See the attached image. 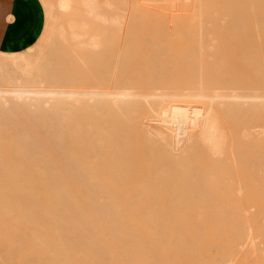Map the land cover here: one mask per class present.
<instances>
[{
    "label": "bare ground",
    "instance_id": "bare-ground-1",
    "mask_svg": "<svg viewBox=\"0 0 264 264\" xmlns=\"http://www.w3.org/2000/svg\"><path fill=\"white\" fill-rule=\"evenodd\" d=\"M120 2L59 0L64 22L31 74L25 54L0 52V259L85 264L102 240L116 264H150L155 247L183 264H264V0H165L178 12L166 20L179 24L173 36L141 29L125 39ZM145 41L150 51L138 53ZM120 198H144L142 209L147 198L161 200L170 235L151 233L172 238L186 257L146 236L152 212L139 238L148 237L147 250L148 239L162 241L149 253L143 247L152 261L142 249H123L130 237L117 234V212H136V204ZM100 206L117 213V230ZM88 207H100L97 217ZM86 224L106 240L90 229L99 243L83 242ZM108 244L118 255L129 250L128 260ZM104 252L90 261L100 264Z\"/></svg>",
    "mask_w": 264,
    "mask_h": 264
},
{
    "label": "rangeland",
    "instance_id": "rangeland-1",
    "mask_svg": "<svg viewBox=\"0 0 264 264\" xmlns=\"http://www.w3.org/2000/svg\"><path fill=\"white\" fill-rule=\"evenodd\" d=\"M41 1H42V2L44 1V2H43V5H44V7H45V10H46V17H47L46 25H45V29H44V32H43L44 34H42V35H43V36H41L42 38L40 37L41 39H39V41H38L35 45H33V46H34L33 49H31V50L28 49V50L22 52V53H24V54L29 58V60L32 62V64L28 67V70H27V73H28V74H31V73L33 72L35 63L40 59V57L44 54V52L47 51V50L49 49L52 40L55 39L54 37H56V36L58 35L59 29H60V27H61V24L64 22L63 19H64V16H65V12H64V11L60 8V6L58 5V1H59V0H41ZM126 1H128V2H125V1H124V3H126V5H127V6L125 7L124 3H122V2H120V1L118 0V2H120V4L118 3L119 6H120V8L122 7L121 5H124V6L121 8V10H122L124 13L126 12V13H125L126 16L122 17V18H124V20H123V22H124V23H123V26H121V28H122V30H123V32H122V34H121V37H122L123 39L128 38V37H135V36H136V37H137V36L141 37L142 34L138 35L139 33H137V32H139L141 29L148 31V33L143 34L144 37H153L154 35L157 36V35H156V31H157V34H158V35L161 34V36H165V35H166V36H168V35L173 36V34H172L173 32H172V31H174V28H175L176 26H179V24L176 25V24H174L175 22L173 23V22H171V21H175V17H174V15H175L176 13H178V12H176V11L173 10V9H171L170 7L165 6V4H167V3H165V0H164V3H162L163 0H159V1H157V0H126ZM160 1H162V2H160ZM167 5H168V4H167ZM127 7H128V8H127ZM123 8H124V9H123ZM124 10H126V11H124ZM163 12H165V13L167 12V14L165 15V14H163ZM127 14H128V15H127ZM141 15H142V16H141ZM143 15H146V16H143ZM166 20H168V21L171 20V21H170V23H168ZM132 22H133V23H132ZM165 22H167L168 24L165 25ZM146 23H148V24H146ZM125 29H126V30H125ZM149 31H150V32H149ZM158 31H161V32H158ZM127 32H128V33H127ZM129 32H130V33H129ZM134 32H135V33H134ZM136 33H137V34H136ZM52 36H53V37H52ZM161 36H159V37H161ZM144 44H145V46H147L148 48H147L146 50H144V49H139V50H137L138 53H145V52H149V51H150V49H149L150 43H149L148 41H145ZM46 49H47V50H46ZM20 55H21V53H19L17 56H20ZM120 199H121L120 202L123 200V202H121V203H130V204H131V201H132V203L136 204V206L138 205V203H139L140 200H141V201L145 200V202H146V199H144V198H143V199H138V200H137V199H130V200H128V199H125V198H120ZM148 199H149V198H147V203H148V204L145 205V207H147V208L144 207V208L142 209V207L144 206L145 203H141V202H140V203H141V205H143V206H142V207L137 206V207L140 208V210H139V208H137V207L134 206V205L131 206V209L134 208V211L137 212V211L139 210L137 213H136V212H133V210H132V211H130L129 214H128V213H127V212H128V211H127L128 209H126V207L130 208V206H124V207H122V208H123L122 211H119L120 213L117 212L118 214H117L116 212H112V213L109 212L111 209H110L109 211L106 210V213H105V211L102 212V208H103V207H101V206H100L101 208L98 207V208H100L99 210H101V211H99L97 207L95 208V212H94V208L91 210V209H89V207H88V209H89L90 212H89L88 210H86V211H87V213H89V214H90L91 212H94V215L99 211L100 214L103 216V217H102V216L99 214V212H98L99 217H101V219H105V220H104L105 222H106V219H108L107 221H109V218H111V219H110V224L113 225V226H115V230H117V228H116L117 224L114 225V224H115L116 217H117L116 215H114V213H116V214L118 215V217H117L118 220L116 221V223L120 222V223H119L120 226L118 225L117 227H118V229L123 228V229H121V231H120L119 233H118V231H119V230H118V231H117V234H120V233L122 232V230H123L122 233L125 234V237H126V236H127V237H130V238H129L130 240H128L130 243H129V245H127V243H126L127 240L125 241V239L123 238V234H122V235L120 234V235L122 236L121 238H123V241H125L126 245H125V243H124L123 241H122L123 243L121 242V240L119 239V237H120L119 235H118L117 239L114 241V242L117 241L115 244H118V243L121 242V243L123 244V246H124V245H125V246L123 247V246H121L122 244H119L118 247L121 246V247H123V249H125V248L128 249L127 246H129V247H130V249H129L130 251H131V250H134V251H135V250H137V249H140V250L142 249V250H141L142 252L139 251V250H138V251H139L140 253H143V255L146 254V257H145V255H144V257H142V258H147V256L149 255V254H147V252L149 253V251H150V249H151L152 246H153L152 248H154V246H156V243H157V246H160L161 242L163 241V242H162V245H161V248L158 247V249L161 251V249H162L163 247H168V245H167V244L169 243L168 241H169L170 239H172V238L169 239V237H168L169 240L167 239V236L170 235V234L168 233V231H170V229H169V224H167V221H169V218H168L169 216L167 215L168 213H166L167 210H164V209H165V204L162 203V204H164V205H163L164 207H163L162 204H161V202H160L161 200L159 201L160 204H161V205H160L159 202H157L158 200H151V199H149L150 202L152 203V204L150 205V207H149L148 205H149L150 202H148ZM116 200H118V199H116ZM116 200H112V201L115 203ZM126 200H127V201H126ZM135 200H136V201H135ZM163 200H164V199H163ZM163 200H162V202H163ZM95 201H96V203H97L98 200H95ZM95 201L93 202V200H92V201H91V200H89V201H88V200H87V201L85 200V202H89V203H90V202L95 203ZM133 201H134V202H133ZM14 202H15V200H14ZM76 202H80V201H76ZM102 202L104 203L105 200H104V201H103V200H99L98 203H102ZM108 202H109V201H108ZM117 202L120 203L119 201H116V203H117ZM136 202H137V203H136ZM105 203H106V202H105ZM156 203H157V204H156ZM153 204H155V205H153ZM158 204H159V205H158ZM139 205H140V204H139ZM141 205H140V206H141ZM160 206H162L164 209H163V208L161 209ZM135 207H136L137 210L135 209ZM148 207H149V211H147V210H148ZM151 207H152L153 209H152ZM156 207H159L161 210H160L159 208H156ZM86 208H87V207H86ZM105 208H106V207H105ZM116 208H117V207H116ZM116 208H115V209H116ZM124 209L127 211V212H126V215H124V213H125V210H124ZM146 209H147V210H146ZM150 209H151V211H150ZM104 210H105V209H104ZM118 210H121V208L118 209ZM118 210L116 209V211H118ZM142 210H143L144 212H140V211H142ZM145 210H146L147 212H146ZM154 210H155V211H154ZM163 210H164L165 214H164ZM107 211H108V212H107ZM113 211H114V210H113ZM161 211H162V213H161ZM123 212H124V213H123ZM131 212H133V215L136 216V218H138L139 216H143L142 218H144V220H141L142 218H140L141 221L139 220V218H138V220L135 219V217L132 215ZM149 212H150V213H151V212L154 213V214H152L153 216H151ZM156 212H157V213H156ZM87 213H86V222H87L88 224H90V223L87 221V218H88V220H90L89 217H90L91 215H90L89 217H87V216H88ZM103 213H104V214H103ZM122 213H123L124 217H123ZM130 213H131V215H132V218H131ZM138 213H139V214H138ZM141 213H145V215L148 214L149 216L146 215V216H147V217H146L144 214H141ZM92 214H93V213H92ZM137 214H138L139 216H138ZM106 215H108V216H110V215H114V216L108 218ZM119 215H120V216L122 215L121 218H122V217H123V218L121 219ZM127 215H130L131 221L133 220L132 223H134V221H135L136 223L139 222V221L142 222V223H139V224H140V227H139V224H138V223H137L138 225L135 223V224H134L135 227H133V228H132V225H130L131 227L128 226L131 222L127 225L130 229H129L127 226H125L126 224H124V223H127V222H128V221H126V220H129V221H130V219H129V217H128ZM161 215L164 216V217H161ZM165 215H167V216H165ZM95 216L97 217V215H95ZM150 216H151V218H153L152 220L149 218ZM155 216H156V217H155ZM91 217H94V216H91ZM91 217H90V218H91ZM96 217H94V218H96ZM99 217L96 218V219H97V220L99 219V223H101V225H102V222H103V221H102ZM104 217H107V218H104ZM125 217H128V218L125 219ZM154 217H155V218H154ZM159 217H160V218H159ZM165 217H166V218H165ZM94 218L92 219L93 221L96 220V219H94ZM119 218H120V219H119ZM133 218H134V219H133ZM146 218H147V219L149 218L148 221L150 220L149 222H150L151 224L153 223V224H152V228L155 227V229H153L154 231H151L152 228H151V226H149V225H151V224H148V222H146V221H147ZM112 219H114V224L111 223V222H113V221H111ZM123 219H124V220H123ZM163 219H165L166 223H165V221H164ZM167 219H168V220H167ZM92 220H91V221H92ZM156 220H158V221H156ZM100 221H101V222H100ZM121 221H122V222H121ZM152 221H154V222H152ZM159 221H160V222H159ZM86 222H84V223H86ZM96 222H98V221H96ZM123 222H124V223H123ZM143 222H144V223H147L148 225H147V224H146V225H145V224L143 225ZM157 222H158V224L161 223L160 225H162V222H163V225H162L163 227L161 226L162 229L159 227L160 225L154 224V223H157ZM91 223L94 224V222H91ZM99 223H97V225H98ZM132 223H131V224H132ZM43 224H45V223H43ZM103 224H104V222H103ZM110 224L107 223V225H110ZM141 224H142L143 226H146V228H148V227L151 228V230H150V229H149V230L147 229V230L149 231V233H148L147 230H144L145 227H143V228H144V229H143V232H144L145 234H146V233L149 234V235L146 234V236H150V237H151L150 234H152L153 232H154V234H155V233H156V234H158V233L161 234V233L164 232V230H165V231H166V232H165L166 234H165V233H163V234H165V235H167V236L165 237V235H164V236H162L163 234L161 235L162 237H165V241H164V238L161 237V238L163 239V240H162V239H160V237H158V236L156 235L160 240H162V241L159 243L160 240H154V239H157V237H153V234H152V237L154 238V239L152 238L153 242H151V238L148 239V240H150L149 242H150L151 244H153V245L150 244L151 246H150L149 250H147V248H145V245H144L143 243L145 242L144 240H145L146 238H148V237H145V239H142V238L139 239L140 237H144V236H142V233H143V232H142ZM166 224H167L168 226H167ZM86 225H87V224H86ZM86 225H85V228H86ZM104 225H106V224H104ZM107 225H106V226H107ZM111 225H110V228H107V229H106V228H105L106 226H105V227H103V229H105L104 231H106V230H107V231L110 230V231H108V232L106 231L105 234H106V233H109V234L113 233V234L111 235L112 238L110 237L109 234H108L109 236H108V235H107V236H108L110 239L114 240L113 238H116V236H115L114 231L112 230L114 227H112ZM122 225H123V226H122ZM156 225H157L158 229H157ZM87 226H88V228H89V226H90L89 230L87 229L88 232H89L90 229H91V225H87ZM92 226H93V225H92ZM98 226H99V225H98ZM102 226H103V225H102ZM121 226H122V227H121ZM136 226H138V227L136 228ZM147 226H148V227H147ZM165 226H167V227H165ZM94 227L96 228V225H95ZM94 227H92L93 229H91V232L94 230V232H92V234H93V233H96L95 236L98 234V237H99V234L101 235V232H104V231H101L100 233H98L100 230H99V229H94ZM100 227H101V226H100ZM107 227H108V226H107ZM97 228H98V227H97ZM111 228H112V229H111ZM127 228H128V229H127ZM159 228H160L161 230H160ZM167 228H168V229H167ZM100 229H102V228H100ZM124 229L127 230V231L124 232V231H125ZM131 229H133L134 231H135V229H136L137 231L139 230V231H141V233L136 232V231H135V233H134V231L132 232ZM84 230L86 231V229H83V232L80 231V234L85 233ZM96 230H97V231H96ZM98 230H99V231H98ZM111 230H112V232H111ZM156 230H160V232H159V231L156 232ZM162 230H163V231H162ZM167 230H168V231H167ZM128 231H129V232H128ZM130 231H131V232H130ZM115 232H116V231H115ZM151 232H152V233H151ZM68 233H69V232H68ZM68 233H67V234H68ZM126 233H128V234H126ZM130 233H131V234H130ZM167 233H168V234H167ZM170 233H171V232H170ZM67 234L64 235V237H63V241H64V238H66L68 235H71V234H73V233L68 234V235H67ZM80 234H77V235H80ZM87 234H91V233L89 232V233H86V234H85L86 237H85V239L83 238V240H84L83 242L86 241V242L88 243V239H89V240H90L89 242H94V243H95V241L97 240V238H96V240H95L94 238L91 239L92 234H91V236L89 235L90 238H89V236H88ZM103 234H104V233H103ZM133 234H134V235H133ZM135 234H137V235H135ZM140 234H141V236H139ZM145 234H143V235H145ZM160 234H158V235H160ZM113 235H114L115 237H114ZM130 235H131V236H130ZM65 236H66V237H65ZM83 236H84V234H83ZM87 236H88V238H87ZM93 236H94V234H93ZM95 236H94V237H95ZM105 236H106V235H105ZM137 236H138V238H137ZM102 237H104V236H100L99 239H104V238H105V240H106V237H104V238H102ZM132 237H133V239H132ZM134 237H135V238H134ZM170 237H171V236H170ZM86 238H87V239H86ZM110 239H109V240H110ZM126 239H127V238H126ZM138 239H139V240H138ZM65 240H66V241L68 240V241H67L68 243L65 242L66 244H69V243H70V242H69V241H70L69 236H68V238L65 239ZM91 240H92V241H91ZM93 240H94V241H93ZM105 240H104V241H105ZM109 240H108V241H109ZM133 240H134V241H133ZM140 240H141V242H140ZM142 240H143V241H142ZM148 240H146V243H147V244H148V242H147ZM108 241L106 242V244L108 243ZM119 241H120V242H119ZM128 241H127V242H128ZM131 241H132V242H131ZM138 241H139V242H138ZM155 241H158V242H155ZM97 242H98V241H96L95 244H97ZM99 242H101L100 244H103V243H102V240H101V241L99 240ZM99 242H98V243H99ZM110 242H111V241H110ZM114 242H112V243H114ZM135 242H136V243H135ZM137 242H138V243H137ZM142 242H143V243H142ZM166 242H167V243H166ZM171 242H172V241H170L169 245H172V244H173V243H171ZM87 243H83V244H86L87 247L90 248V249H92L93 247H97V246H93V247H92V244H91V243L89 244V245H91V246H89ZM132 243H133V244H132ZM146 243H145V244H146ZM158 243H159V244H158ZM164 243H165L167 246H166V245L164 246V245H163ZM100 244H99L98 246H101V247H102L101 249H103V246L100 245ZM147 244H146V245H147ZM93 245H94V244H93ZM104 245H105V244H104ZM108 245H110V244H108ZM113 245H114V244H113ZM130 245H132V246L136 245V246H134V247H137V248L134 249V247H131ZM138 245H139V247H141V248H139ZM143 245H144V246H143ZM9 246H10V245H9ZM111 246H112V244L110 245L109 248H110L111 251H113V250H112V249H113V246H112V247H111ZM174 246H176V244H175ZM174 246L172 245L173 248H174ZM177 246L180 247V245H177ZM177 246H176V247H177ZM85 247H86V246H85ZM87 247H86V248H87ZM107 247H108V246H107ZM115 247H116V245H115ZM143 247L147 250L146 253H144V249H143ZM146 247H147V246H146ZM176 247H175V249L177 250V252L179 251L178 253L180 254V256H182L181 253H183V252L181 251V253H180V250L178 249V247H177V248H176ZM86 248H85V250H87ZM131 248H132V249H131ZM156 248H157V247L154 248L155 251L151 249V251H154L155 253H157V254H153V255H155V257H154L153 255L150 256V258H153V261H152V259L149 260V257L147 258L149 261H148V260H147V261H148V262H151V261H152V262H151L152 264H155V263L158 264L159 262H160L161 264H164V263H165V264H167V263L169 264V262H170V264H172V263H171L172 259H171V261L168 262V260H170V258H173V257H174L173 255H170V254H169V253L172 252V251H170V252L167 253V254L170 255V256L168 255L169 257H165L166 254L164 255V254H163V251H164L166 248H164V250H162V253H161V252H157V249H156ZM173 248H171V249H173ZM90 249H88V250L91 251ZM101 249L98 250L97 254H96V253H95V254H91V255H95V256H92V257H93V258L95 257L96 260H97L98 258H100V257H99V256H100L99 254H100L101 252L99 253V251H103V252L106 251V246H105V250H101ZM175 249H174V250H175ZM180 249L182 250V249H184V248H183V247H180ZM95 250H96V249H95ZM107 250H108V249H107ZM118 250H119V249H118ZM129 250L126 251L127 253L124 252V250H123L124 254H125V255L128 254ZM146 250H145V251H146ZM174 250H173V254L176 253ZM184 250H185V249H184ZM184 250H183V251H184ZM92 251H93V249H92ZM92 251H91V252H92ZM111 251H110V253H111ZM114 251H115V250H114ZM114 251H113V252H114ZM121 251H122V249H121ZM165 251H167V250H165ZM165 251H164V253H165ZM87 252H88V251H87ZM87 252L85 251V253H86L87 256H88V253H89V252H88V253H87ZM94 252H96V251H94ZM94 252H92V253H94ZM107 252H108V251H107ZM107 252H106V253H105V252L102 253V254H101V257H102V255L104 256V254H105V256H107L106 258H107L108 260H107V259L105 260V258L103 257V261H100V264H101V263H102V264H105L106 261H109V262H107V263H109V264H116L117 258H116V261L114 260L113 262H111V261H112L111 258H114V259H115V255H108ZM116 252H118V251L116 250ZM123 252H122V253H119V255L121 254V255L123 256ZM131 252H132V251H131ZM108 253H109V252H108ZM132 253H134V252H132ZM132 253H131L130 255H132ZM158 253L163 254V255H159L160 257L162 256V258L159 259V257H157V256H158ZM106 254H107V255H106ZM111 254H112V253H111ZM114 254H116L117 256H119L118 253H115V252H114ZM136 254H137V252L135 251V254H133V256H136ZM151 254H152V253H151ZM171 254H172V253H171ZM89 255H90V253H89ZM91 255H90V256H91ZM97 255H98V256H97ZM130 255H127V258H128V256H130ZM143 255L138 254L139 257H138V256H137V257H138V258H141V256H143ZM175 255H176V254H175ZM177 255H178V254H177ZM177 255H176V258H177ZM90 256H89V258H90ZM110 256H111V257H110ZM122 256L118 257V261H120L122 258H123V259L125 258V256H123V257H122ZM163 256L165 257V259L163 260V263H162V262H161V261H162L161 259H163ZM85 257H86V255H85ZM92 257H91V259H93ZM97 257H98V258H97ZM109 257H110V258H109ZM121 257H122V258H121ZM130 257H131V256H130ZM130 257H129V261H130L131 259L135 261V259L137 258V257H135V258L133 259V257H132V258H130ZM156 257H157V258H156ZM185 257H186V256H185L184 253H183V257H182V258H185ZM154 258H155V260H154ZM166 258H169V259H167V263L165 262ZM176 258H173V260L175 259L173 262L175 263V261H177V262H176V264H177V263L180 262L181 260L179 261V257H178V260H176ZM10 259H11V260H10ZM10 259H3V258H2V259H0V264H32V263L36 262V261H33V260H32V261H33V262H32L31 260L29 261V259H22V258H21V259H19V258H15V259L10 258ZM58 259H59V258H58ZM58 259H57V258H55L54 260H53V259H52V260H49V259H48V260H45V259H44V260H41V259H39V260H37V264H48V263H50V264H64V263H65V264H68L69 261H70L69 264H71V260H68V259H67V260H68V263H66L67 261H66V262H63V261L66 260V258H65V260L63 259L62 261H60L61 263H58L59 260H61V259H59V260H58ZM91 259L87 260V257H86L85 264H87L86 261H88V263L91 262V263H89V264H99V262H98V263H97V262L95 263L94 260H92V261H94V262L92 263V261H90ZM101 259H102V258H100L99 260H101ZM109 259H111V260H109ZM119 259H120V260H119ZM125 259H126V258H125ZM125 259H124V260H125ZM157 259H159V260H157ZM18 260H19V261H18ZM56 260H58L57 263H56ZM127 260H128V259H126V261H127ZM139 260H140V259H138L137 261H139ZM141 260H142V259H141ZM145 260H146V259H145ZM160 260H161V261H160ZM182 260H183V259H182ZM186 260H187V258H186ZM186 260L181 261L182 264L185 263V262L187 263ZM27 261L30 262V263H28ZM44 261H45V262H44ZM72 261H73V259H72ZM97 261H98V260H97ZM104 261H105V263H103ZM121 261H123V260H121ZM121 261H120V262H121ZM126 261H125V262H126ZM129 261H128V262H129ZM38 262H39V263H38ZM46 262H47V263H46ZM53 262H54V263H53ZM76 262H77V260H76ZM120 262H119V263H120ZM123 262H124V261H123ZM131 262H132V261H131ZM131 262H130V263H131ZM142 262H144V261L142 260ZM119 263H118V264H119ZM138 263H139V262H138ZM140 263H141V262H140ZM140 263H139V264H140ZM145 263H146V261H145ZM151 263H150V264H151ZM120 264H122V263H120ZM124 264H125V263H124ZM132 264H133V263H132ZM143 264H144V263H143ZM148 264H149V263H148ZM179 264H180V263H179Z\"/></svg>",
    "mask_w": 264,
    "mask_h": 264
},
{
    "label": "crops",
    "instance_id": "crops-1",
    "mask_svg": "<svg viewBox=\"0 0 264 264\" xmlns=\"http://www.w3.org/2000/svg\"><path fill=\"white\" fill-rule=\"evenodd\" d=\"M43 2L0 0V52L18 55L33 49L46 25Z\"/></svg>",
    "mask_w": 264,
    "mask_h": 264
}]
</instances>
